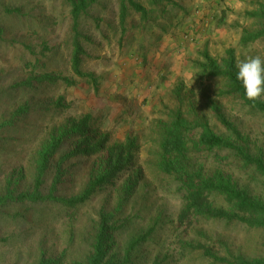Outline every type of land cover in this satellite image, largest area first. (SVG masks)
I'll use <instances>...</instances> for the list:
<instances>
[{
	"label": "rangeland",
	"instance_id": "rangeland-1",
	"mask_svg": "<svg viewBox=\"0 0 264 264\" xmlns=\"http://www.w3.org/2000/svg\"><path fill=\"white\" fill-rule=\"evenodd\" d=\"M134 1L145 7L146 17L128 9L123 31L119 0H94L81 17L78 28L86 39L81 70L88 76L82 78L70 68L72 32L66 0H0V195L12 198L0 205V264L84 260L101 212L113 213L111 222L118 224L107 256L125 257L132 239L151 228L125 264H151L157 257L163 264H219L189 251L182 242L211 246L221 256L254 258L262 253L260 230L180 218L183 192L176 175L164 168L165 158L178 168L186 165L208 175L216 168L226 169L227 154L194 149L197 129L177 142L179 151L166 152L162 146L163 128L178 105L185 120L206 119L216 133L224 134L211 111L214 104L247 135L251 147L264 154V116L223 96L220 80L193 69L204 47L219 63L231 53L236 67L245 55L264 57V36L247 44L240 40L244 31L262 28L261 21L244 14L256 10L258 0ZM44 74L55 82L25 84ZM179 95L181 102L176 100ZM21 106L23 112L11 118ZM84 116L89 118L91 141L103 140V149L61 160L79 140L77 134L64 137L38 194L80 193L106 165L110 149L130 137L132 161L118 173L116 183L71 208L49 198L19 200L20 194L33 193L37 155L50 134ZM227 173L264 201L260 179L251 170L232 165Z\"/></svg>",
	"mask_w": 264,
	"mask_h": 264
},
{
	"label": "trees",
	"instance_id": "trees-1",
	"mask_svg": "<svg viewBox=\"0 0 264 264\" xmlns=\"http://www.w3.org/2000/svg\"><path fill=\"white\" fill-rule=\"evenodd\" d=\"M70 6L71 18V51H70V68L77 77H88L81 70V56L84 54L82 42L86 39L79 32V22L81 17L86 15L88 7L94 0H66ZM156 3L165 2L169 4L170 0H153ZM254 2V1H253ZM256 2V1H255ZM258 8L254 11H246L244 14L250 19L261 21L262 28L257 32H246L241 34V42L247 44L264 36V0L257 1ZM131 9L141 18L146 17L147 10L134 0H119L118 19L123 31V25L127 10ZM1 31V30H0ZM1 34V32H0ZM182 39L187 37L186 31L182 32ZM200 60L194 62L193 69L206 75L209 78L220 80L224 85V90L220 91L223 96L238 100L243 106L250 111L260 113L264 116V96L257 100H249L243 88L241 81L236 78L238 71L233 55L229 53L228 58L219 63L211 57L207 48L204 47L198 53ZM55 82L49 75L44 74L39 78L30 77L26 80V85L32 86V82L41 83ZM181 102L180 95L176 99ZM181 106H176L172 113V120L168 121L163 128L165 142L162 144L166 152L179 151L176 149L177 142L188 138L191 130L197 129V137L193 141V148L196 150L204 149L205 151L225 152L224 160L227 161L226 169L216 168L211 174L204 175L200 170H189L186 165L178 168L173 164L171 158L166 159L163 164L167 172L174 173L179 181V189L183 192L184 206L181 209L180 218L187 220L193 218H202L211 221H220L228 224L237 223L249 229L260 230L264 234V201L242 188L236 180L227 173L232 165L245 171L251 170L259 179L264 190V154L252 148L247 135L243 134L240 129L231 121L225 118L220 108L216 105L211 106L214 119L226 131L224 134L216 133L211 128L206 119L203 120H185L181 114ZM24 106H21L11 112V118H15L23 112ZM89 118L84 116L78 120H71L69 124L62 127L58 133H51L47 143L41 148L36 159V176L33 183V193L31 195L20 194L19 200L38 201L51 199L66 208L76 207L88 201L97 190L112 186L118 179V173L132 161V150L134 140L130 137L125 142L113 146L108 155V161L105 166L94 175H92L82 191L70 197L54 196L53 192L48 196H40L38 188L42 184V178L47 169V165L55 155L64 137L69 134L79 135V140L74 144L71 150L61 157V160L75 155L90 156L103 149V140L91 141V132H89ZM166 135V136H165ZM223 159V158H222ZM163 168V170H164ZM178 168L179 170H172ZM59 176L56 174L54 181L57 182ZM11 195H0V205L11 200ZM220 203V204H218ZM114 214L111 212H101L94 227V233L91 235L90 249L87 257L82 261L72 264H125L128 254L134 245L146 239L151 228L146 230L141 236L133 238L125 257L118 258L107 256V249L110 246L111 237L118 224L111 222ZM108 244V245H107ZM189 251L199 252L205 258L213 263L219 264H264V242L262 253L258 257L245 258L242 255H224L221 256L213 250L211 246L202 243L182 242ZM151 264H163L157 257Z\"/></svg>",
	"mask_w": 264,
	"mask_h": 264
},
{
	"label": "clouds",
	"instance_id": "clouds-1",
	"mask_svg": "<svg viewBox=\"0 0 264 264\" xmlns=\"http://www.w3.org/2000/svg\"><path fill=\"white\" fill-rule=\"evenodd\" d=\"M237 69L236 78L241 81L246 97L257 100L264 96V57L245 55Z\"/></svg>",
	"mask_w": 264,
	"mask_h": 264
}]
</instances>
